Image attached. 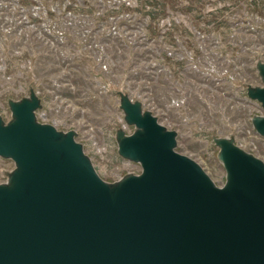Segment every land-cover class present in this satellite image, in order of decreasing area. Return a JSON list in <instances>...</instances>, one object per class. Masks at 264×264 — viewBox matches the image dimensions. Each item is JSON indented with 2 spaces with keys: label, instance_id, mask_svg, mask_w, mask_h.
Returning <instances> with one entry per match:
<instances>
[{
  "label": "rangeland",
  "instance_id": "1",
  "mask_svg": "<svg viewBox=\"0 0 264 264\" xmlns=\"http://www.w3.org/2000/svg\"><path fill=\"white\" fill-rule=\"evenodd\" d=\"M258 62L264 0H0V115L8 123L10 102L34 91L38 121L74 130L109 183L141 171L119 153L118 132L135 128L123 95L175 129L177 150L218 185L219 137L264 160L248 99ZM15 168L0 156V184Z\"/></svg>",
  "mask_w": 264,
  "mask_h": 264
},
{
  "label": "water",
  "instance_id": "2",
  "mask_svg": "<svg viewBox=\"0 0 264 264\" xmlns=\"http://www.w3.org/2000/svg\"><path fill=\"white\" fill-rule=\"evenodd\" d=\"M248 96L264 107V85ZM40 106L31 91L8 123L0 115V156L16 164L0 184V264H264L262 158L219 137L218 185L177 150L175 129L123 95L135 128L118 132L119 153L141 171L109 183L74 130L38 121ZM252 123L264 135V115Z\"/></svg>",
  "mask_w": 264,
  "mask_h": 264
},
{
  "label": "built area",
  "instance_id": "3",
  "mask_svg": "<svg viewBox=\"0 0 264 264\" xmlns=\"http://www.w3.org/2000/svg\"><path fill=\"white\" fill-rule=\"evenodd\" d=\"M257 85H264V82L262 81L261 77H260V82H259V84H257ZM248 99L251 100V101H254V102L256 103L255 106H257V112H258L259 114L264 115V107L261 105V103H260L259 101H257V100L251 99V98H248ZM251 125H252L253 129L255 130V132H256L258 135L264 137V135L258 133V132L256 131V129L254 128L253 123H252V117H251ZM140 166H141V165H140Z\"/></svg>",
  "mask_w": 264,
  "mask_h": 264
}]
</instances>
